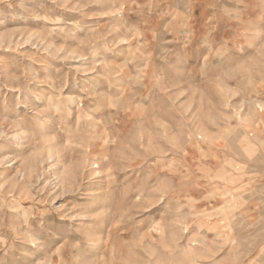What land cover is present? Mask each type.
I'll list each match as a JSON object with an SVG mask.
<instances>
[{"label": "rangeland", "instance_id": "1", "mask_svg": "<svg viewBox=\"0 0 264 264\" xmlns=\"http://www.w3.org/2000/svg\"><path fill=\"white\" fill-rule=\"evenodd\" d=\"M0 264H264V0H0Z\"/></svg>", "mask_w": 264, "mask_h": 264}]
</instances>
